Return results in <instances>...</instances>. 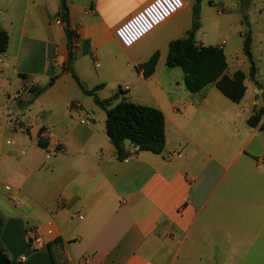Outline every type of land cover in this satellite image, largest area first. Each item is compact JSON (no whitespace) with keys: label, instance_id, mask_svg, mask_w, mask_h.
Instances as JSON below:
<instances>
[{"label":"crops","instance_id":"obj_1","mask_svg":"<svg viewBox=\"0 0 264 264\" xmlns=\"http://www.w3.org/2000/svg\"><path fill=\"white\" fill-rule=\"evenodd\" d=\"M152 1L67 4L71 29L78 36L71 51L73 66L77 53L91 54L97 67L104 68L96 86L115 81L113 95L121 88L131 102L164 114L166 146L161 155L136 154L125 142L133 155L119 161L101 109H85L75 100H60L59 108L57 92L70 75L63 71L70 51L58 17L60 0H25L11 53L9 32L0 26L10 38L0 69L9 70L19 84L7 94L0 115V242L10 260L53 264L48 245L57 240L53 250L58 264H240L264 257L259 242L264 243V132L248 125L264 104L255 99L246 105L247 86L244 99L235 104L214 84L191 94L184 73L165 74L169 45L181 38L162 28L182 10L152 33L155 43H146L147 36L131 49L118 43L116 52L99 39L97 21H118L111 28L115 32ZM238 2L258 12L264 4ZM16 4L9 2L11 8ZM231 11L222 5L218 14ZM243 18L248 21L250 14ZM231 29L225 39L238 34L243 49L242 22ZM236 44L237 50L241 43ZM227 46L228 40L218 45L226 58ZM156 53L155 71L145 78L138 69ZM228 70L229 76L238 71ZM161 75L176 79L162 81ZM52 77H57L55 84L38 97L28 92L40 79L47 81L46 87ZM41 129L47 149L38 146ZM32 230L42 241L37 250L30 244Z\"/></svg>","mask_w":264,"mask_h":264},{"label":"trees","instance_id":"obj_2","mask_svg":"<svg viewBox=\"0 0 264 264\" xmlns=\"http://www.w3.org/2000/svg\"><path fill=\"white\" fill-rule=\"evenodd\" d=\"M241 1V0H240ZM211 4V3H210ZM198 14V10H195ZM69 8L67 0H60L58 17L66 30L71 31L72 41L78 39L76 33L71 29L69 20ZM199 25L195 24L192 32L188 33V38L172 41L169 45V51L166 59V67L180 68L184 73V85L191 94H198L209 85H215L220 93L229 101L240 104L244 99L247 87L245 85L246 76L243 72L237 71L232 76L227 74L228 63L221 47L197 45L195 33ZM243 51L250 64V77L255 79L257 68L252 53V37L250 33L244 34ZM10 38L6 31L0 28V55L7 52ZM159 54L156 53L146 65H143L138 71H143L145 78H149L155 71ZM63 71L69 73L82 93L91 97L94 104L106 115L105 127L106 134L113 143L117 152V159L124 161L133 154L126 151L124 144H129L136 149L137 153L148 152L154 155H161L166 146L165 117L164 114L153 107L139 105L125 98V93L121 88L118 93L109 99H100L97 93L103 89V85H98L89 90L80 80L73 68L72 53L63 67ZM21 79L27 76L19 75ZM57 77H52L46 87H33L30 93L33 97H38L45 92L47 88L52 87ZM73 106V105H72ZM264 116V108L256 110L248 120L251 128H257L264 132V122L261 124ZM45 132L41 129L38 137V146L47 149L49 143L42 138ZM29 134V131L27 130ZM4 227V220L0 217V234ZM60 240L49 244L53 264H58V258L53 245L58 244ZM0 249L5 254L1 242ZM10 264H19L10 260Z\"/></svg>","mask_w":264,"mask_h":264},{"label":"rangeland","instance_id":"obj_3","mask_svg":"<svg viewBox=\"0 0 264 264\" xmlns=\"http://www.w3.org/2000/svg\"><path fill=\"white\" fill-rule=\"evenodd\" d=\"M10 0H0V26L1 28L7 30L11 37V46L9 48V52L11 53L18 42V25L22 20L25 0H16L17 4L15 7L11 8L9 6ZM185 2V10L177 15L175 19H173L169 24L163 27V31L167 33H177L181 39H186L188 37V33L192 32L195 24L199 25L198 30L195 33V41L197 44H203V46H213L216 47L222 44L223 40H228V57L227 63L230 62V66L228 67V72H233L234 70H238L243 72L246 75V86L248 87V94L246 98V105H251L253 100L257 99L260 103L264 104V4H261L262 9L258 7L259 10L255 11L249 4L243 5L242 2H238V0H184ZM261 2V1H260ZM211 3V4H210ZM222 5L228 6L232 11L230 13H223L219 16L218 12L222 11ZM259 5V4H258ZM198 10V14H196L195 10ZM257 9V10H258ZM250 18L247 21L243 18L244 15H249ZM174 18V17H173ZM99 23V31L101 34L99 35V39H104L108 41L107 47L109 49H116V52L119 48V41L115 37L114 30H111L118 21L114 19H109L105 21H97ZM241 23L243 25L244 34L250 33L253 39L252 45V53L253 59L257 68V75L255 79H251L250 77V64L244 51L242 49V42L240 36L237 34L236 36H232V40L225 37L227 35L232 34V26L234 23ZM102 23V24H100ZM187 32L182 35V31ZM157 31V30H156ZM156 34H152L146 38V43H155ZM170 38V35H169ZM237 43L239 44V49L236 50ZM76 61L73 66L75 72L81 78L80 80L85 85V87L89 90H92L96 86L97 75L98 73H103L104 68H98L95 59L91 54L88 56L76 54L74 57ZM166 66V65H165ZM164 66V67H165ZM0 115L1 111L5 106V102L7 101V94L13 93L17 87L19 86L17 80L10 78V71L4 68L0 69ZM165 74L173 73L171 71H175L181 75L183 71L180 68H164ZM169 71V72H168ZM62 74V71L58 73V75ZM67 78H63V86L60 91L57 92V99L60 106V100H75L81 103L85 109H91L95 107V104L91 97H88L82 93L79 86L73 80L70 75L66 76ZM162 81H173L176 79V76H160ZM115 81H111L106 86H103V89L98 94L99 98L109 99L113 97V91H115ZM47 84V81L40 79L36 85L38 87H44ZM35 87H29L28 92ZM19 89V87H18ZM17 89V90H18ZM123 92V91H122ZM118 93V92H117ZM116 93V94H117ZM30 94V93H29ZM144 103L146 102L143 99ZM146 104V103H145ZM78 107V106H77ZM259 110V109H258ZM64 112V108L62 109ZM100 114H102L100 112ZM104 114V113H103ZM105 115V114H104ZM89 117V116H88ZM264 158V156H262ZM262 239L259 240L261 242V247H263L264 254V243H262ZM262 255V254H261ZM240 264H264V257H255L251 259L242 260Z\"/></svg>","mask_w":264,"mask_h":264},{"label":"built area","instance_id":"obj_4","mask_svg":"<svg viewBox=\"0 0 264 264\" xmlns=\"http://www.w3.org/2000/svg\"><path fill=\"white\" fill-rule=\"evenodd\" d=\"M184 0H153L135 15L121 23L114 34L124 49H131L184 9ZM264 164V159L262 161ZM30 244L37 250L42 243L36 230L30 233ZM24 260V259H23Z\"/></svg>","mask_w":264,"mask_h":264},{"label":"water","instance_id":"obj_5","mask_svg":"<svg viewBox=\"0 0 264 264\" xmlns=\"http://www.w3.org/2000/svg\"><path fill=\"white\" fill-rule=\"evenodd\" d=\"M64 33H65V36H66L68 50L71 52L72 49H73V41H72L71 31L65 29ZM0 264H10V261L8 260V258H6V256L1 251V249H0Z\"/></svg>","mask_w":264,"mask_h":264}]
</instances>
